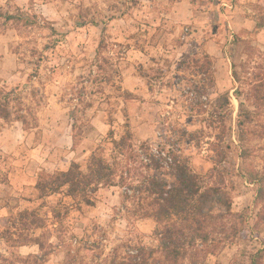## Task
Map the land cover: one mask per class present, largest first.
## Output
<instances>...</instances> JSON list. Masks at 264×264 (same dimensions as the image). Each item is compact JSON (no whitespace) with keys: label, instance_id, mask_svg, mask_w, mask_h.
I'll use <instances>...</instances> for the list:
<instances>
[{"label":"rangeland","instance_id":"1","mask_svg":"<svg viewBox=\"0 0 264 264\" xmlns=\"http://www.w3.org/2000/svg\"><path fill=\"white\" fill-rule=\"evenodd\" d=\"M9 2L0 29L19 39L21 75L12 95L0 90L12 112L0 119V218L39 208L50 238L43 250L0 241V264H119L140 248L165 264L141 190L152 178L173 181L175 156L222 186L246 227L240 239L219 235L201 264H264V208L253 182L264 172V0ZM111 131L116 141L131 132L125 153ZM98 147L119 177L95 207L65 214L62 195L37 200L41 171L85 166Z\"/></svg>","mask_w":264,"mask_h":264},{"label":"trees","instance_id":"2","mask_svg":"<svg viewBox=\"0 0 264 264\" xmlns=\"http://www.w3.org/2000/svg\"><path fill=\"white\" fill-rule=\"evenodd\" d=\"M263 86L262 84L257 90H262ZM218 103L225 111L231 106L228 95L220 97ZM9 106V97L4 103L0 99V119L6 122L11 121L12 117ZM110 136L119 152L125 153L132 140L131 132H127L120 141L114 139L113 131ZM222 139L217 136L218 142H223ZM211 146L219 158L218 163H223L226 154L222 146L218 143H212ZM158 165L155 167L157 170ZM172 176L171 182L152 178L141 190L150 200L144 218L152 219L157 224L159 252L164 257L165 264H180L191 257L193 264H201L206 257V247L215 245L220 240L219 235L225 231L231 230L233 239L245 236L246 227L240 221L242 216L233 213L232 199L222 186L207 183L193 172L186 160L178 156L172 159ZM118 177V168L107 160L105 149L98 147L85 166L74 162L67 171H41L35 186L37 200L45 203L55 195H62L65 200L70 201L69 204L60 203L65 214L75 208L81 210L84 207H95L99 191L118 186ZM253 182L258 185L257 204L264 208V172L257 174ZM51 214L57 221L64 216L63 212L56 209ZM262 216L264 220V213ZM234 219L237 221L234 222ZM48 226V219L41 209L21 210L0 218V241L12 248L37 245L43 250L50 238ZM38 231H43L41 236H35ZM136 250V256L119 264H155V251L148 252L145 248ZM252 264H259V261L254 260Z\"/></svg>","mask_w":264,"mask_h":264},{"label":"crops","instance_id":"3","mask_svg":"<svg viewBox=\"0 0 264 264\" xmlns=\"http://www.w3.org/2000/svg\"><path fill=\"white\" fill-rule=\"evenodd\" d=\"M9 4V0H0V7H5L4 9L7 11ZM187 5L189 4L187 3ZM9 14L12 15V13ZM14 33L12 30L4 32L0 29V90H3L4 93L9 92L11 95L12 92L16 91L15 88L19 86L21 75L19 68L21 60L17 52V47L20 44ZM17 122L20 121H16L9 129L10 131L18 127L19 123Z\"/></svg>","mask_w":264,"mask_h":264},{"label":"built area","instance_id":"4","mask_svg":"<svg viewBox=\"0 0 264 264\" xmlns=\"http://www.w3.org/2000/svg\"><path fill=\"white\" fill-rule=\"evenodd\" d=\"M158 155H160V153ZM171 162H172V160H171Z\"/></svg>","mask_w":264,"mask_h":264}]
</instances>
